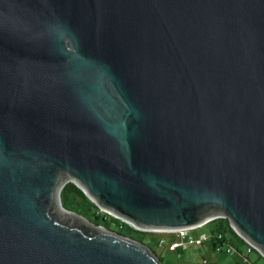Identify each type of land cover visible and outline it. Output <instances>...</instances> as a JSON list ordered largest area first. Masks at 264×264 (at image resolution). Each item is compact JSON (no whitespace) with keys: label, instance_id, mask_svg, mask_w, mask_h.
Listing matches in <instances>:
<instances>
[{"label":"water","instance_id":"obj_1","mask_svg":"<svg viewBox=\"0 0 264 264\" xmlns=\"http://www.w3.org/2000/svg\"><path fill=\"white\" fill-rule=\"evenodd\" d=\"M138 229L224 216L264 256V0H0V264H162Z\"/></svg>","mask_w":264,"mask_h":264},{"label":"rangeland","instance_id":"obj_2","mask_svg":"<svg viewBox=\"0 0 264 264\" xmlns=\"http://www.w3.org/2000/svg\"><path fill=\"white\" fill-rule=\"evenodd\" d=\"M87 205L89 204L83 203V207H87ZM220 224L223 225V233L228 240L244 251L245 246L241 236L230 229L229 221L225 217L214 219L190 231L193 239L187 242L184 247L178 245V236L174 231L133 230L131 236L149 245L161 258L162 264H201L203 258L206 259L207 264H246L247 262L242 259L239 252H225L213 248L210 241V231H216ZM112 227L117 230L120 229L115 227L114 223H112ZM160 239L163 242H160ZM250 257L255 259L257 255L252 252ZM256 260L258 264L263 262L262 257H257Z\"/></svg>","mask_w":264,"mask_h":264},{"label":"trees","instance_id":"obj_3","mask_svg":"<svg viewBox=\"0 0 264 264\" xmlns=\"http://www.w3.org/2000/svg\"><path fill=\"white\" fill-rule=\"evenodd\" d=\"M60 201L62 203V205L68 209H72L74 211L79 212L80 214L85 215L86 217H88L89 219L93 220L95 223L97 224H101L103 226H106L108 228H113L112 227V223L115 224V227L120 228L119 230H117L116 228H113L114 230L129 235L131 236V231L133 230H137L134 227H132L131 225L125 223L124 221L106 214L103 211H100L97 206L88 198V196L85 194V192L78 187L74 182L72 181H68L66 182L63 187L60 190ZM86 202L87 207H83V203ZM220 219V218H219ZM223 225L220 224L218 226V228L216 229V231L211 230L210 231V241L211 244L214 248L215 243L218 242H229L231 243L228 238L224 235L223 233ZM124 229V231H123ZM216 232H220L223 235V238L221 240L216 239ZM236 252L239 251V247L236 246ZM260 258V256H257ZM256 257V258H257ZM160 258V257H159ZM161 259V258H160ZM244 261L252 263V264H258L256 259H253L252 261H250V259L246 258L244 259Z\"/></svg>","mask_w":264,"mask_h":264},{"label":"built area","instance_id":"obj_4","mask_svg":"<svg viewBox=\"0 0 264 264\" xmlns=\"http://www.w3.org/2000/svg\"><path fill=\"white\" fill-rule=\"evenodd\" d=\"M97 208L100 211L105 212L106 214L112 215V214L108 213L107 211H105V210H103V209H101L99 207H97ZM219 218H224V216H215V217L209 218L206 221H204L203 223H200V224L195 225V226H192V227L180 228V229H173V230H167V231H174V232H176V235L178 236L177 240L179 241L178 242V245L180 247L181 246L184 247V246H186V243L187 242H189V241H191L193 239V235L190 233V231H192L193 229H195L197 226H200L202 224L208 223V222H210V221H212L214 219H219ZM118 219H120V218H118ZM120 220H122V219H120ZM122 221H124L125 223L131 225L132 227H134L137 230H143V229H138L132 223H129V222L125 221V220H122ZM229 226H230V229L233 232H235V230L233 229V227L230 225V222H229ZM145 230H156V229H145ZM215 236H216V239H218V240H221L223 238V235L220 232H216ZM242 240L244 242V246H245L246 251L247 252H255L257 254V256L262 257V259H263L262 264H264V256L261 254V252L257 248H255L253 245H251L249 242H247L245 239L242 238ZM160 242H163V240L160 239ZM214 249L219 250V251H225V252L235 251L234 245L232 243H229V242H218V243H215ZM250 261H252V260L250 259ZM201 264H207L205 258L202 259ZM246 264H252V263L247 262Z\"/></svg>","mask_w":264,"mask_h":264},{"label":"crops","instance_id":"obj_5","mask_svg":"<svg viewBox=\"0 0 264 264\" xmlns=\"http://www.w3.org/2000/svg\"><path fill=\"white\" fill-rule=\"evenodd\" d=\"M234 247H235V250H236V246H234ZM238 252H239V254H240V256L242 257L243 260L246 259V258L247 259L249 258V259L253 260V258L250 257V254L252 252H247L246 249L244 251H242V250H240V248H239V251Z\"/></svg>","mask_w":264,"mask_h":264}]
</instances>
